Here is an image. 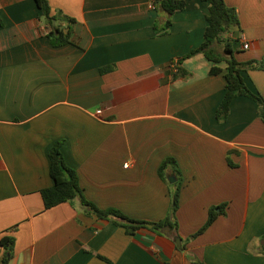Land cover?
<instances>
[{
  "label": "crops",
  "instance_id": "1",
  "mask_svg": "<svg viewBox=\"0 0 264 264\" xmlns=\"http://www.w3.org/2000/svg\"><path fill=\"white\" fill-rule=\"evenodd\" d=\"M48 1L52 15L76 21L60 47L47 37L35 0H0V264L3 237L14 239L9 264H264L258 104L238 96L219 122L226 88L222 74H210L213 64L198 54L177 73L169 68L204 42L208 3L189 0L169 33L157 35L155 22L166 14L150 0ZM225 3L240 27L223 37L239 62L253 63L242 76L264 98V0ZM215 49L223 53L222 45ZM59 140L85 199L99 209L159 222L180 181L178 230L128 234L79 200L46 209L41 191L54 184L49 152ZM167 159L175 163L166 181ZM223 204L225 213L190 239L210 208Z\"/></svg>",
  "mask_w": 264,
  "mask_h": 264
},
{
  "label": "trees",
  "instance_id": "2",
  "mask_svg": "<svg viewBox=\"0 0 264 264\" xmlns=\"http://www.w3.org/2000/svg\"><path fill=\"white\" fill-rule=\"evenodd\" d=\"M38 8L42 12V17L47 21V37L50 39L51 44L54 47H60L70 42L72 24L76 21L62 13L57 11L55 15H52V8L48 0H35ZM189 0H157L156 8L166 14V22H155L154 29L157 35H167L172 26V18L178 11H182L186 8ZM209 5V14L207 16V28L204 34V42L196 49L190 50L186 55L181 57L178 61L183 63L185 60L192 58L198 54H203L213 65L210 69L211 75L222 74L225 80V96L217 109V120L219 122H225L228 119L231 102L238 96H245L254 100L258 104L259 117L264 123V98L253 92L245 83L242 76V72L246 69L252 68V62L242 63L239 62L232 49V42L229 39H225L223 36L230 33L234 28L240 27L239 17L236 9L228 7L225 0H202ZM58 20H64L68 22L66 28L55 26V22ZM223 46V53H218L215 49L216 46ZM225 63L226 67H221V64ZM171 65V64H170ZM169 65V68H170ZM113 69V66L103 68L102 71L107 72ZM171 69V68H170ZM180 71V68L178 72ZM177 73V72H176ZM63 141H57L49 152L51 161L50 175L54 181L53 186L45 188L41 191L45 208L51 209L59 204L65 202H74L79 200L80 204L86 210L88 214L96 215L99 219H106L112 223L125 228L128 234H135L140 228H146V221H139L131 219L124 215L117 209L102 210L95 206L93 203L85 199L83 191L80 185L79 176L77 172L69 167L62 154ZM174 162V159H167L160 167L161 177L167 181L165 177V170L169 165ZM180 181L174 183L175 189L173 192V200L171 209L167 217L159 222L150 223L153 225L152 231L161 233L164 230L177 231L178 222L176 212L179 207V194H180ZM225 205L213 206L209 210V216L206 224L190 239L196 238L200 234L204 233L220 215H223ZM264 240V237H263ZM1 244L6 250V254L3 258L2 264H9L14 247V239L3 237ZM182 251L186 250L183 245ZM258 252L264 255V244L259 247ZM103 258V257H101ZM193 264H206L204 261L195 259Z\"/></svg>",
  "mask_w": 264,
  "mask_h": 264
},
{
  "label": "built area",
  "instance_id": "3",
  "mask_svg": "<svg viewBox=\"0 0 264 264\" xmlns=\"http://www.w3.org/2000/svg\"><path fill=\"white\" fill-rule=\"evenodd\" d=\"M156 1H157V0H150V7L154 8V7L156 6ZM244 48H245V49L249 48V44L246 43V44L244 45ZM170 68H171V70H172L173 73L178 72V70H179V68H180V63H179V61H178V60L173 61V62L171 63V65H170Z\"/></svg>",
  "mask_w": 264,
  "mask_h": 264
},
{
  "label": "water",
  "instance_id": "4",
  "mask_svg": "<svg viewBox=\"0 0 264 264\" xmlns=\"http://www.w3.org/2000/svg\"><path fill=\"white\" fill-rule=\"evenodd\" d=\"M66 33H68V29H66ZM169 181H170V183H173L174 182V179H170L169 178ZM145 227H147L149 229H152L153 228V225L150 224V223H147V224H145ZM181 242H182V240H181V237L180 236H178V237L175 238V243H176V245H177L178 248H181L182 247V243Z\"/></svg>",
  "mask_w": 264,
  "mask_h": 264
}]
</instances>
